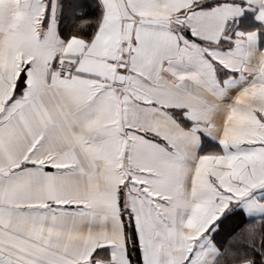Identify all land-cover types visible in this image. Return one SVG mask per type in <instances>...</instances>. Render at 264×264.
I'll return each mask as SVG.
<instances>
[{"label":"snow or ice","instance_id":"snow-or-ice-1","mask_svg":"<svg viewBox=\"0 0 264 264\" xmlns=\"http://www.w3.org/2000/svg\"><path fill=\"white\" fill-rule=\"evenodd\" d=\"M0 264H264V0H0Z\"/></svg>","mask_w":264,"mask_h":264}]
</instances>
